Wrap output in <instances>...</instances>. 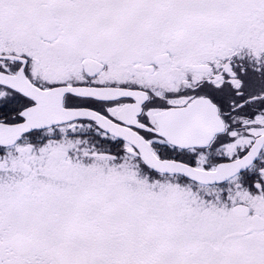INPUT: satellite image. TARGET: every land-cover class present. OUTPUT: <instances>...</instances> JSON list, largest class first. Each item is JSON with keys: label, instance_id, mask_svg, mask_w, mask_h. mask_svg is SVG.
Masks as SVG:
<instances>
[{"label": "snow or ice", "instance_id": "1", "mask_svg": "<svg viewBox=\"0 0 264 264\" xmlns=\"http://www.w3.org/2000/svg\"><path fill=\"white\" fill-rule=\"evenodd\" d=\"M0 264H264V0H0Z\"/></svg>", "mask_w": 264, "mask_h": 264}]
</instances>
